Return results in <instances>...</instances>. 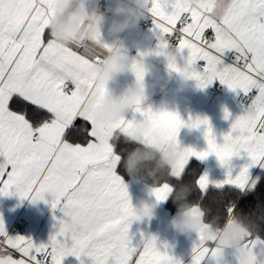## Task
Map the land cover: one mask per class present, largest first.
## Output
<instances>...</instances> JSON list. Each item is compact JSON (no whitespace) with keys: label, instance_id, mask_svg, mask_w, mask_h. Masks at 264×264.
<instances>
[{"label":"snow or ice","instance_id":"6c2138e0","mask_svg":"<svg viewBox=\"0 0 264 264\" xmlns=\"http://www.w3.org/2000/svg\"><path fill=\"white\" fill-rule=\"evenodd\" d=\"M52 3L0 0V195L15 192L36 201L50 194L51 207H59L64 218L49 242L39 245L31 238L8 236L0 219V264H62L68 255L90 257L92 264H180L157 248L154 237L139 245L131 241L133 210L119 174L126 148L121 150L111 133L133 122L121 120L96 131L92 113L107 89L94 87L93 57L49 39ZM150 14L158 33L175 38L178 51L187 50L186 66L173 62L171 70L194 79L202 89L219 80L250 100L222 144H217L207 118L187 122L189 127H205V151L179 147L177 133L185 121L178 114L138 108L146 119L166 122L174 157L171 179L182 183L192 158L203 161L214 154L227 165L243 152L249 163L237 175L229 172L224 181L212 182L204 174L196 186L202 196L211 184L217 190L230 186L242 195L254 190L258 178L249 176V168L264 167V0H151ZM162 47H167L165 40L158 44ZM228 52L234 53V62L220 67ZM14 97L46 110L47 118L32 123L11 110ZM80 128L90 130L75 142ZM175 186L165 180L151 193L156 201H165ZM224 211L235 213L234 202ZM248 246L252 251L239 264H261L255 250L260 247L264 255V241ZM208 253L202 243L194 245L192 264H203ZM212 255L218 257L219 250Z\"/></svg>","mask_w":264,"mask_h":264},{"label":"crops","instance_id":"0c3cea01","mask_svg":"<svg viewBox=\"0 0 264 264\" xmlns=\"http://www.w3.org/2000/svg\"><path fill=\"white\" fill-rule=\"evenodd\" d=\"M93 1L74 0L69 8L63 9L59 7V0H53L47 33L55 44L84 51L93 57L90 71L94 87L107 89L106 95L95 105L92 113L96 131L100 132L121 120L133 122L129 128L112 131V139L115 140L117 135H123L159 153L170 170L174 157L167 140L166 122L158 118L146 119L137 111L138 108L145 110L150 108L153 113L178 114L181 120L185 121V125L177 133V141L181 148L207 150L205 127L187 126L190 119L197 118H207L217 144L224 143L223 138L230 132L234 120L247 109L237 103L239 95L243 93L240 90L229 89L219 80L202 89L197 86L194 79L171 70L169 65L173 62L180 68L186 66L187 50L178 51L177 47H171L168 43L167 47L158 48L160 40H165L164 36L155 30L154 25L147 30L141 29L140 23L145 18V14L136 12V6L141 4L140 0H110L111 14L108 18H101L99 23L94 22L93 17L96 14L90 12L88 8ZM141 5L150 11L148 0H143ZM73 11L78 12L80 18L69 29H65L63 23L69 12ZM125 21H130L128 26L116 30ZM112 55L126 59L125 69L111 81L98 83V69ZM96 56L100 57L98 61L95 60ZM231 59L235 60L234 53H226L220 67L231 64ZM195 67L199 70L197 65ZM138 74H142V78L138 79ZM216 84L222 87L223 95L212 104L209 90ZM133 90L140 92L142 98L137 100L130 110L112 119H105L101 115V110L106 104L115 107L126 100L129 92ZM14 102L16 106L30 108L31 115L28 116L17 110ZM10 109L24 114L32 123L42 122L47 118L46 110L39 109L20 97H14L13 102H10ZM225 110L229 113L227 119ZM88 130L90 129L80 128L75 142H80V134ZM193 161L203 166L201 175L207 174L212 182L224 181L229 172L232 176L237 175L240 169L249 163L247 155L243 152L233 156L227 165L221 164L214 154H210L203 161L192 158L190 163ZM120 176L127 187L133 210V219L129 225V236L133 245H139L144 238L154 237L160 251L167 252L179 260L180 264H192L193 247L202 243L209 250L203 264H239V261L252 251L248 246L250 243L264 241L262 237L252 236L251 232L235 219L230 218L221 230L214 228L205 221V213L200 206L172 212L167 207L172 193L169 199L158 202L151 193L156 186L134 177L125 178L121 174ZM249 176L254 180L258 178L259 183L264 178V167L259 165L250 167ZM226 188L232 187L225 186L223 190ZM210 189H216L214 184L209 186L208 190ZM52 199L50 194H45L44 200L36 201L21 198L15 192L0 195V219L8 236H24L31 238L38 245L47 244L50 237L58 231L59 221L64 218L59 207L56 209L51 207ZM142 210L147 212V215H139ZM181 216L188 219L190 231L181 233L173 228L172 221ZM18 220L27 221L29 227L24 230L16 228L15 224ZM228 237L238 241V246L231 247L225 243V238ZM67 244L70 247L71 241H67ZM216 250L220 252L218 257L212 255ZM255 251L261 264H264L261 248L257 247ZM62 264H92V261L87 256L82 255L77 259L73 255H68L63 259Z\"/></svg>","mask_w":264,"mask_h":264},{"label":"trees","instance_id":"16d2710c","mask_svg":"<svg viewBox=\"0 0 264 264\" xmlns=\"http://www.w3.org/2000/svg\"><path fill=\"white\" fill-rule=\"evenodd\" d=\"M16 107L28 116L31 115L30 108ZM114 142L120 144L121 150L126 148L123 152V166L120 170V174L125 178L134 177L151 186H158L165 180L176 184L175 191L167 203L168 209L172 212L200 206L205 213V221L214 228L221 230L231 218L242 224L252 236L264 238V178L254 190L244 195L234 188H226L224 190L210 189L206 195L202 196L196 186V180L203 170L199 162H191L186 169L182 183H178L171 179L170 167L162 161L159 153L123 135H117ZM148 154H151V158H142ZM230 201L238 205L232 216L230 213L226 215L224 211Z\"/></svg>","mask_w":264,"mask_h":264},{"label":"clouds","instance_id":"9594fccd","mask_svg":"<svg viewBox=\"0 0 264 264\" xmlns=\"http://www.w3.org/2000/svg\"><path fill=\"white\" fill-rule=\"evenodd\" d=\"M141 4L143 0H140ZM74 3V0H59V7L63 9L69 8ZM80 18V14L76 11L69 12L67 19L63 23V27L65 29H69L71 25L75 23ZM94 22L99 23L101 17L98 15H94ZM130 21H125L123 24L119 25L116 30H121L126 28ZM82 35H84L82 33ZM126 66V59L120 58L116 55H112L107 58L105 64L98 69L97 72V81L98 83H107L111 81L118 73L123 71ZM142 98V94L138 91H130L128 94V98L124 100L122 103L113 107L112 105L106 104L104 108L101 110V115L105 119L116 118L120 115H123L126 111L130 110L137 102V100ZM142 158H151V154H148ZM139 159V158H138ZM139 215L144 216L147 215V212L140 211ZM172 226L178 232L184 233L186 231H190V225L187 218L181 216L179 219H174L172 221ZM225 243L230 245L231 247H237L238 241L232 240L230 237L225 238Z\"/></svg>","mask_w":264,"mask_h":264},{"label":"built area","instance_id":"2783aa9c","mask_svg":"<svg viewBox=\"0 0 264 264\" xmlns=\"http://www.w3.org/2000/svg\"><path fill=\"white\" fill-rule=\"evenodd\" d=\"M109 2L110 0H94L92 3L89 4V11L95 13L96 15L100 16L101 18H108L110 16V9H109ZM148 4L151 6V0H148ZM136 12H142L145 14V18L141 21L140 27L142 30H147L151 28L153 24V17L150 14L149 9L146 10L143 8V6L137 5L136 6ZM208 34H211V30H208ZM165 41L168 43L171 47H177V41L175 38H169L164 37ZM231 63L234 62L233 59L230 60ZM201 65H203V62H201ZM199 67V65L197 64ZM210 93V103L214 104L222 95H223V89L219 84H216L209 90ZM237 103L245 106L248 108L250 104V100L248 97H246L244 94H240ZM235 210L237 208V204L234 205ZM234 213L230 212V216H232ZM15 227L18 229H27L29 227V223L25 220H18L15 224Z\"/></svg>","mask_w":264,"mask_h":264}]
</instances>
